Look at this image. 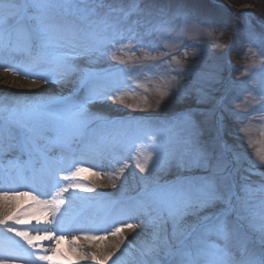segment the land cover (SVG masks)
<instances>
[{"label":"snow or ice","instance_id":"6c2138e0","mask_svg":"<svg viewBox=\"0 0 264 264\" xmlns=\"http://www.w3.org/2000/svg\"><path fill=\"white\" fill-rule=\"evenodd\" d=\"M131 18H136L133 25L143 18L156 32L216 26L209 16L199 18L187 0H0V53L23 57L14 66H0L42 82L38 92L0 94V182L33 186V191H0V207L7 209L0 212V264H32L33 257L44 264L88 259L94 264H264V156L256 162L237 145L244 139L240 122L252 111L231 107L237 98L234 81L212 76L221 86L216 94L177 82L162 93L175 106L162 122L154 120L158 113L121 120L105 114L133 71L120 66L124 61L114 50L124 41L133 49L144 46L136 28L122 24ZM249 40L264 57V34L249 33ZM151 47L159 50L156 43ZM110 59L119 63L102 71L93 67ZM80 60L89 62L86 69ZM259 70L264 72V63ZM66 85H71L67 94L56 91ZM149 135V155L135 163L143 175L135 194L128 195L124 172L135 157L118 153L135 151ZM66 155H91L100 171L74 160L62 174L59 164ZM105 168L114 188L115 180L121 181L119 194L81 182L83 173L101 178ZM45 186L51 199L43 198L49 195L42 191ZM77 201L80 215L74 212ZM91 206L105 213L85 227L81 216ZM69 231L82 232L85 241L111 236L118 242L97 255L78 250L81 237L72 235L70 254L59 247ZM130 233H136V243L129 241ZM45 241L55 242L51 254Z\"/></svg>","mask_w":264,"mask_h":264},{"label":"rangeland","instance_id":"374dc122","mask_svg":"<svg viewBox=\"0 0 264 264\" xmlns=\"http://www.w3.org/2000/svg\"><path fill=\"white\" fill-rule=\"evenodd\" d=\"M187 2L189 7L197 11L199 18L209 16L216 26L164 28L156 32L152 31L150 24L143 18L135 25L133 20L136 18L122 21L125 26L133 25L136 28L143 37L144 46L133 49L131 44L124 41L114 50V55L124 61L120 66L131 68L133 71L121 86L116 102H110V107L105 106V114L112 119L121 120L132 119L140 114L158 113L154 120L162 122L175 111V106L167 104L168 97L162 93H170L173 86L180 82L191 90L204 89L216 94L221 86L213 83L210 78L219 74L223 79L232 80L236 84L233 96L237 98L231 107L240 113L252 111L251 115L240 122V126L245 130L241 133L244 139L238 140L237 145L251 159L259 162V158L264 156V109H261L264 97L259 95L264 91V72L259 70L260 65L264 63V57L260 55V48L250 42L249 33L256 37L264 34V21L260 18V14L264 15V0ZM153 43L158 45L159 50H153ZM1 56L5 55L0 53ZM21 59L23 57H14L7 65L14 66ZM78 62L85 69L89 63L87 60ZM109 63L118 64L119 60L101 61L93 67L102 71ZM1 69L12 76L31 80L17 76L13 71H5L2 67ZM177 72L189 74L185 78L177 76ZM70 87L71 85L64 88L57 86L56 91L67 94ZM152 142L149 135L144 138L143 143L137 145L135 151L129 153L125 149L118 153L122 157H135L129 159L130 167L124 172L129 174V185H124L123 188L128 195L135 194L138 189V177L143 175L135 168V163L147 159ZM74 160L81 166L100 171L80 160ZM69 170L68 166L67 171ZM89 175L91 172H85L80 179H88ZM94 209L102 215L105 213L102 207L94 206Z\"/></svg>","mask_w":264,"mask_h":264},{"label":"bare ground","instance_id":"6f19581e","mask_svg":"<svg viewBox=\"0 0 264 264\" xmlns=\"http://www.w3.org/2000/svg\"><path fill=\"white\" fill-rule=\"evenodd\" d=\"M11 61H13V58H9L7 56H1L0 57V65H7ZM1 67H0V94L14 96V95L21 94V93L38 92L40 90V88L42 86V82H40V81L33 82L32 79L31 80L30 79H23V78H19L16 76H12V75L4 72L1 69ZM2 68H4V67H2ZM44 87H47V86H44ZM47 90L49 92L52 91L51 88H48ZM78 159H80L84 163H87L93 167H96L97 161L91 155L79 157ZM68 165L69 164L67 162H64V161L60 162L59 167L64 169V172H62V174L67 173ZM96 168H98V167H96ZM98 169L100 170V168H98ZM105 172H106V174L104 176H102L101 178L94 177L91 174V175H89L88 179H80V180L82 183L86 184V186H89V187L95 186L97 191H104L105 193L119 194V191H120L119 186L121 184V181L115 180L117 187L114 188L112 186V183L109 180V177L111 176V172H108L106 168H105ZM124 177H125V179L123 181L124 185H129V184H127L130 181L129 180V174L124 173ZM27 187H28V185L23 183V182H20L19 185H15L13 188L4 185L3 182H0V191H16V192L27 191V189H28ZM29 188H30L29 189L30 191H33V186L29 187ZM42 191L49 193V195H47L43 198L51 199V189L50 188L45 186L42 188ZM78 194L80 196L89 197V196H92L94 193L82 192V193H78ZM65 195H68V194H65ZM25 200L30 202V200H28V198H25ZM22 203H23V201H22ZM76 204L78 205L77 207H79V209H80V202L77 201ZM6 210H7L6 208L0 207V212L6 211ZM76 214L80 215V210H78ZM100 216H102V214L100 212L96 211L94 209V206H91V207H86L84 209L83 214L81 216V219H82V222L85 224V227H86L87 223L89 221L96 219ZM22 230H30V231H32V234H35L34 229H32L30 226H23ZM47 230L52 231L53 227L51 225H48ZM56 231H57V234H61V233H59L58 229ZM63 234L65 235V239L60 241L59 247H60L61 251L69 252V253H70V249L72 247V245L69 244V241L71 240L72 235H79L81 237L79 240L76 241V247L78 250H82L84 253L95 252V253H97V255H103L109 251H112L113 250L112 245H114L115 243L118 242V238L111 237V236H109L108 239L104 240V241H91L90 242V241H85L83 239V233L82 232L69 231V232H66ZM128 235H129V241H131L133 243H136L138 241V237L136 236V233H130ZM43 247H44V249L47 250L48 254H51V249L53 247H55V242L54 241H45V242H43ZM41 254H44V253H41ZM117 255H119V253H117ZM53 259L57 262L59 261V257L54 256ZM72 259L76 260L77 258L73 255ZM32 264H44V262L36 261L35 257H33ZM77 264H94V262L92 260L88 259V260L78 261ZM109 264H111V261H109Z\"/></svg>","mask_w":264,"mask_h":264},{"label":"trees","instance_id":"16d2710c","mask_svg":"<svg viewBox=\"0 0 264 264\" xmlns=\"http://www.w3.org/2000/svg\"><path fill=\"white\" fill-rule=\"evenodd\" d=\"M260 18H261V20L264 21V15H261V14H260Z\"/></svg>","mask_w":264,"mask_h":264}]
</instances>
